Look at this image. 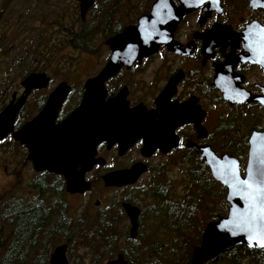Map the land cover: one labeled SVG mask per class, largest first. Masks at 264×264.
<instances>
[{
    "label": "flooded vegetation",
    "instance_id": "af4514ba",
    "mask_svg": "<svg viewBox=\"0 0 264 264\" xmlns=\"http://www.w3.org/2000/svg\"><path fill=\"white\" fill-rule=\"evenodd\" d=\"M172 1L178 6V0ZM151 4L131 25H136L137 18L149 12ZM206 4L202 3L182 17L172 33L170 47L166 43H160L153 53L129 65H121L113 75L103 80L104 97L101 102L97 100L94 106V118L104 115L106 130L112 132L114 136L96 144L94 158L102 157L104 163L95 164L85 172L84 179L90 183L88 190L69 193L66 191V181L62 175L46 171L56 175L59 183H46V191L43 192L38 187H31L36 174L43 172L33 170L36 174L26 183L27 195H21L26 200L40 195L42 197L40 207H44L48 215L52 216L53 227L57 224L63 232L68 231V224L64 222L67 217L65 196L83 197L90 191L95 180L102 184L103 190L126 189L127 192L120 195L116 201L121 214L107 210L108 206L103 207L99 198L92 203L93 214L98 213V216L112 219L118 228L120 226L118 219L124 217L129 226V234L130 221L122 207V203L128 202L139 209L138 231L143 213L138 202L142 196L146 195L152 200V204L146 210L148 215L161 213L165 209L154 192L160 188L158 186L163 174L168 171L169 162L166 160L168 157L178 155L173 163L187 168L188 171H182L183 176L195 169L198 162L205 165L210 174L208 166L200 157L201 151L210 149L217 156L228 154L237 159L241 174L244 175L253 133L256 135L257 149L264 147V137H261V133L264 132V0H219L218 7L208 11L204 8ZM126 8L127 4L123 9L115 11V15ZM124 27L126 25L105 37L103 49L94 52L98 54L97 62L90 74L76 78V81H82L76 95L73 83L61 79L67 82L70 91L54 118V126H59L79 105L86 80L97 77L111 55L105 41ZM45 73L50 78L48 85L41 89H32L28 97L33 93L43 94L42 91L47 93L39 96L30 117L23 113L27 97L19 110L22 111V116L27 118L21 123L15 121L14 130L38 115L48 94L61 82L47 91L53 79L48 72ZM19 85L21 86L20 82ZM21 88L19 94L14 91L16 98L23 92V87ZM7 138L11 139L7 136L0 144ZM14 142L27 156L25 145L19 141ZM123 144L127 146L119 155L118 150L122 149ZM102 150L116 153L119 160L125 161L109 167L106 165V157L101 155ZM160 157L164 159L160 160ZM26 161L32 167L31 162L27 159ZM136 163L143 164L146 171L140 174L133 184L122 187L103 185L101 178L103 174L128 169ZM80 168L81 164H78L76 170ZM96 168H100L101 171L89 176ZM145 175H148L146 183L142 181ZM139 181L143 182L141 184L143 187L136 185ZM169 181L168 187L161 186L160 189L161 196H165L166 199H172L173 196L170 189L173 181L170 179ZM213 181L226 194V188L216 180ZM148 183H151L150 189ZM158 198L160 199L159 195ZM158 202L161 207L156 206ZM60 244L67 245V252L68 244L65 242ZM57 245L50 246L47 263ZM119 254L122 255L116 252L114 258L106 261L115 259Z\"/></svg>",
    "mask_w": 264,
    "mask_h": 264
},
{
    "label": "water",
    "instance_id": "95a60500",
    "mask_svg": "<svg viewBox=\"0 0 264 264\" xmlns=\"http://www.w3.org/2000/svg\"><path fill=\"white\" fill-rule=\"evenodd\" d=\"M77 1L80 18L84 19L94 0ZM218 1L178 0L179 4L176 6L172 0H154L149 12L137 18L136 25L124 27L105 41L111 50L106 65L97 77L86 80L79 105L59 126H54L53 121L70 91L66 81L59 82L48 94L37 116L14 130L16 115L31 90L46 87L50 80L45 72L28 73L20 81L23 92L17 98L16 93L13 92L8 103L0 110V141L10 136L13 141H19L20 144L25 145L26 159L31 162L33 170L62 175L66 181L67 192L88 190L90 183L84 179L85 172L95 164L104 163L102 157L94 158L96 144L103 139H112L114 136L112 132L106 130L104 115L94 118V106L97 100L101 102L104 97L103 80L113 75L121 65H129L153 53L160 43H166L170 47L172 33L186 13L205 2L207 4L204 8L207 11L217 8ZM100 125L101 127L97 129ZM254 134L250 138L244 175L241 174L239 163L233 156L228 154L217 156L210 149H202L200 157L208 166L212 178L226 188L225 201L228 209L224 215L217 216L203 227L200 242L193 248L189 264H206L225 250L239 245L264 249L257 246L255 242L249 246L250 232L247 229L241 230L240 219L233 215L234 211L243 210L244 201L240 196L230 195L232 189L229 187L233 183L231 175L233 172L239 180L243 181L248 179L250 174L256 176L258 170H264V164L259 163L261 159H264V147L257 149ZM261 137H264V132L261 133ZM126 146L127 144H123V150L119 148V155L123 153ZM78 164H81V168L76 170ZM145 171L146 167L143 164L136 163L128 169L109 171L101 178L105 187H122L133 184ZM122 207L130 221L129 237L134 238L138 227L139 209L128 202L122 203ZM66 248V244L54 247L48 264H68ZM105 264L127 263L119 254Z\"/></svg>",
    "mask_w": 264,
    "mask_h": 264
},
{
    "label": "rangeland",
    "instance_id": "374dc122",
    "mask_svg": "<svg viewBox=\"0 0 264 264\" xmlns=\"http://www.w3.org/2000/svg\"><path fill=\"white\" fill-rule=\"evenodd\" d=\"M152 1L129 0L127 8L116 15L119 16L117 19L121 27L133 24L144 7L147 10ZM103 4V0H94L91 7L94 5L103 6ZM90 9L87 10L84 19H81L77 0H0V106L8 103L12 92L20 93L22 88L19 82L25 72L31 71L42 70L51 75L53 82L47 91L62 79L73 83L76 95L82 86V81L78 82L76 78L88 75L94 69L98 58V54H94V52L98 51V49H103L102 43L105 38L100 34L102 32V26L100 25L98 32L92 35L91 46L93 47V52H80L79 49L68 43V31L70 29L76 31L79 24L81 26V22L85 19L87 20ZM104 28L105 26H103ZM42 93L47 92L42 91ZM43 94L33 93L28 97L23 112L27 117H30L35 103L39 100V96ZM101 155L106 157V165L109 167L119 165L120 162L125 161L119 160L116 153L102 150ZM177 156H171L166 159L169 162V168L163 174V177L173 181L170 186L173 195L172 199L177 202L185 199L187 203L194 204L200 209V221L204 227L207 222L213 220L214 216L227 212L225 192L219 185H215L214 195L202 193L201 188L195 187H191V192L189 193L188 188L192 186L191 182L188 180L187 173L186 176L182 174V171L185 170L186 172L187 168L173 163ZM162 159L164 157H160V160ZM100 171V168H96L89 176H93ZM35 174L30 163L26 161V153L17 143L7 138L6 144H0V195L5 197L17 196V198L27 195L26 189L28 187L26 183L30 178L33 179ZM147 177L148 175L144 176L142 180L144 183L147 182ZM143 182L139 181L136 185L139 187ZM141 186L143 187V185ZM147 186L150 189L151 183H148ZM126 192V189L103 190L102 184L94 180L90 191L83 197L65 196V198L67 197V207L65 210L66 214H64L67 217L64 222L68 224L66 233L70 235L73 232H81L95 224L99 216L98 213L95 214L97 215L96 217L93 214L92 203L96 198L101 200L103 207L108 206L107 210L121 214L118 211L119 205H116V201L120 195L126 194ZM198 195H201V202L196 200ZM50 198L48 199L50 200ZM151 204L152 200L146 195L142 196L138 202L139 207L143 210L140 218L142 227L139 228L138 232L144 235L150 234L152 240L157 238L156 240L164 245V251L168 252L172 235L162 231L165 228L162 227V222H166L167 219L162 218L163 214H160L155 217L157 218L155 223L150 222V219L154 217L148 215L146 210ZM156 206L161 207V204L158 202ZM87 210L90 211L88 212ZM118 222L119 228L114 225L112 230L117 232L126 231L129 236V226L126 219L120 217ZM159 222H161L160 225ZM0 227V238H3L9 233L10 229L7 225H0ZM49 228L51 229V226ZM52 235V247L63 242L68 244L66 256L69 264H88L90 250L87 247L82 244L70 246V242L66 237L58 234ZM143 239L145 240L147 237H143ZM122 246H126V244ZM40 248L41 245H38L32 250L29 256L31 262H35V251ZM115 255L116 252L111 257H104L98 264H104L107 262L106 260L114 258Z\"/></svg>",
    "mask_w": 264,
    "mask_h": 264
},
{
    "label": "trees",
    "instance_id": "16d2710c",
    "mask_svg": "<svg viewBox=\"0 0 264 264\" xmlns=\"http://www.w3.org/2000/svg\"><path fill=\"white\" fill-rule=\"evenodd\" d=\"M103 2V6L91 7L87 20L82 21L76 31L71 29L68 31V43L74 48L91 53L93 52L92 35L98 32L100 25L102 26L100 34L104 37L121 28L114 12L126 7L129 0H103ZM145 10L144 7L142 12ZM28 73L25 72L23 76ZM2 107L1 105L0 109ZM26 118L20 111L15 121L21 123ZM3 143L6 144V140ZM187 176L192 185L188 188L189 193L191 187L201 188L202 193H210V195L214 193V186L217 184L201 162H198L195 169L187 172ZM46 183L57 184L58 177L46 171L37 173L31 187H38L45 192ZM168 184H170L169 179L163 177L158 186L160 188L154 192L165 209L161 213L152 214L154 218L150 219V222L155 223L157 219L155 217L160 214H163L162 218L167 219L166 222H162V227H165L162 231L172 235L168 252L164 251V245L159 243L157 238L152 240L150 234L144 235L137 231L136 236L130 238L126 232L112 230L113 220L103 216H99L92 227L68 235L60 230L57 224L55 227L52 226V216L48 215L44 207H40L42 198L40 195L27 200L23 197L0 195V225H7L10 229L7 235L0 238V264H47L52 234L66 237L70 246L82 244L87 247L90 250L88 264H98L104 257H111L115 252L122 253L127 264H189L193 248L199 244L203 230V223L200 221L201 212L196 205L187 203L185 199L177 202L161 196V186L168 187ZM196 200L201 202V195H198ZM226 206L228 207L227 204ZM143 237L147 239L144 240ZM121 239L123 240L119 243ZM123 244L126 246H122ZM38 245H41V248L35 251V262H31L29 256ZM206 264H264V249L239 245L225 250Z\"/></svg>",
    "mask_w": 264,
    "mask_h": 264
},
{
    "label": "snow or ice",
    "instance_id": "6c2138e0",
    "mask_svg": "<svg viewBox=\"0 0 264 264\" xmlns=\"http://www.w3.org/2000/svg\"><path fill=\"white\" fill-rule=\"evenodd\" d=\"M264 164V159L259 161ZM233 183L229 185L232 189L230 195L242 197L244 208L234 211L233 215L241 221V230L247 229L249 246L253 242L257 246L264 247V170H258L256 176L249 175L248 179L239 180L235 173L232 174Z\"/></svg>",
    "mask_w": 264,
    "mask_h": 264
}]
</instances>
